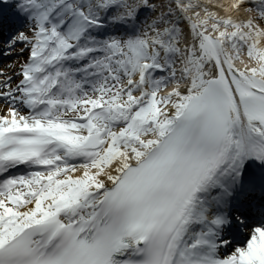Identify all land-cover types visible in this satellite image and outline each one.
<instances>
[{"label":"snow or ice","instance_id":"6c2138e0","mask_svg":"<svg viewBox=\"0 0 264 264\" xmlns=\"http://www.w3.org/2000/svg\"><path fill=\"white\" fill-rule=\"evenodd\" d=\"M0 56V264H264V0H0Z\"/></svg>","mask_w":264,"mask_h":264},{"label":"bare ground","instance_id":"6f19581e","mask_svg":"<svg viewBox=\"0 0 264 264\" xmlns=\"http://www.w3.org/2000/svg\"><path fill=\"white\" fill-rule=\"evenodd\" d=\"M213 3L222 4V5H230L232 3V0H223V2H221V0H213Z\"/></svg>","mask_w":264,"mask_h":264}]
</instances>
